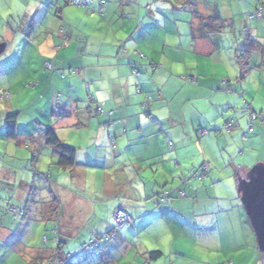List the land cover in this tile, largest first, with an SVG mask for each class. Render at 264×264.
I'll return each instance as SVG.
<instances>
[{
  "label": "rangeland",
  "instance_id": "1",
  "mask_svg": "<svg viewBox=\"0 0 264 264\" xmlns=\"http://www.w3.org/2000/svg\"><path fill=\"white\" fill-rule=\"evenodd\" d=\"M107 1L108 5L102 15L98 12L99 0L84 1L90 4L89 7L72 5L71 0H0V44L7 45L5 52L0 56L2 57L0 59V264H37L36 261H31V258H34L33 252L47 250L50 247L55 237L53 229L56 227L60 228V236H63L61 228L64 227L69 231L77 232L76 238L66 241V250L70 251L74 259L93 253L92 250L81 251L80 246L84 242L88 243L94 229L101 230L98 219L106 220L114 205L110 195L97 189L103 180L102 173L98 175L99 172H96L100 168L91 165L94 174L90 169L86 182L85 177L72 179L70 170H59L57 166L52 165V149L46 144V133L39 131L41 125L57 129L62 126L59 125L60 121L63 123L74 121L77 126L60 128L63 139L60 138L66 140L65 144L68 146H79V160L86 163L83 159L90 153L91 148L85 147L88 146L89 137L91 134L94 135V132L79 124H84L83 117L90 112L89 110L96 114L92 111V106L104 104V101L93 104L94 100L90 98L92 94L90 84L88 88L86 84L85 87L82 84L84 89L82 87L80 91L76 89V79L83 81L90 74L88 67L86 70L81 69L77 67V62L91 64V56L84 53L82 58H75L73 60L75 65L71 68L67 63L64 67L58 65L62 62L63 55L59 56V54L65 47L63 41L66 40L69 45L67 31L70 32L68 29L70 27L74 29V32H71L74 33V39L79 46L81 42L84 47L87 46L88 40L89 44L90 41L92 44L95 39L102 43L114 40L118 45H123L121 50V47L116 50L124 54L126 58L121 59L127 63L126 67L129 70L133 69L131 73L137 79L135 91L143 99L142 112L140 110L139 115L146 122L145 128L149 120L152 125H157L159 114L166 119L165 123L172 117L166 115L162 109L156 114L157 116L153 113L149 117L154 109L170 102L171 107L176 111L179 108L183 110L185 117L181 116L177 119L174 114L180 125L173 127L169 124L170 127L163 138L165 142L168 140L173 142V133L180 134L186 127L189 129L192 120L199 121L198 113L193 112L191 104L194 110L200 111L214 123L217 122L218 125L224 123L223 133L219 134L209 129L210 127L204 128V132L210 130L209 139L214 140L211 141L209 149L222 161L228 162V166L219 174L221 182L208 186L199 193L200 199L204 200L200 204L193 205L191 210H186L192 212L186 219L194 221L201 217L206 218L203 214L210 212L213 207L220 206L218 210H222L223 207L226 208L225 210H231L225 215L234 217L235 223L229 225L230 227L222 224L218 226L216 218L207 217L210 229L197 234L196 229L192 230L189 224L190 230L183 231L179 226L183 218L177 217L173 252L170 249V245L173 244L169 241L168 251L157 261L151 262L149 258L142 257H136L135 260L139 264H264V252L258 247L240 198L236 178L238 170L245 168L248 160L258 158L264 161V135L256 136L257 131L259 132L263 127L258 120L251 121L252 108L264 111V108L260 107L264 104V63H260L258 53H253L249 62L247 61L249 64L246 71H243L236 57V53L244 48L246 31H250L256 39L264 42V17L250 18L257 13L260 5L264 4V0ZM188 1L193 3V5L189 4L192 11L205 10L209 14L219 12L234 25L232 31L211 38L216 44L212 56H206L196 50V45H192L185 31L188 26L178 23L177 30L175 28L172 17L179 11L176 15L180 18L183 13L180 11H186L181 7L185 2L189 3ZM147 6L156 13L157 25L152 32L140 36L141 31H137L136 15H144ZM80 11H86L87 16L81 17L83 23L78 30ZM107 11H116V15L115 17L113 15V34L111 33V37L106 39L103 29L96 31L94 24L97 20L99 26H104L103 20L106 19ZM123 23L128 36L125 34L126 39L121 38L122 44L117 39L121 37L118 28ZM147 25L151 26L152 23ZM58 42L60 50L55 49ZM103 46V50H109V44ZM98 49H100L98 44L91 45L90 50ZM111 52L112 49L108 51L109 54H112ZM101 59L104 62V58ZM50 64L52 66L48 67ZM134 71L137 74H134ZM167 77H169L168 83L162 85L159 92L153 86L148 88L147 83L153 78L162 82ZM198 78L201 80L199 86L198 81L196 82ZM67 79H72V84L64 82ZM138 79H144V82ZM189 85L195 86L196 90L194 88L190 90ZM59 96L60 99L57 100ZM231 104L235 105V109L229 107ZM57 105L61 109L59 114L53 112L54 106ZM248 106L251 109H248ZM8 107L15 109L11 115L15 113L20 115L19 129L22 133H19L17 141L7 138L5 115H9ZM20 107L22 111H18ZM228 119L234 122V127L230 131H238L240 134L235 136L233 141L229 139L227 142L225 137L230 136L228 134L230 131L225 128ZM185 121H188L187 124ZM108 126L103 125L106 133L111 128L107 130ZM251 127H254L256 135L255 131L250 133ZM93 130L95 131L94 128ZM136 134L138 133L129 132L128 135H122V138L137 137ZM198 134L201 137L202 131ZM152 135L158 136V132ZM168 136L171 139H167ZM111 137V142L116 143L114 135ZM217 137L220 138L216 140ZM143 140L141 139L140 142ZM33 141L37 144L44 143L41 152L26 148V145ZM154 142L156 141L152 138L147 143L148 153L154 150ZM90 143H93V139ZM186 143L189 144V141ZM145 144L143 142L141 148ZM33 145V149H36L37 145ZM166 145L171 150L169 144ZM189 147L192 148L193 153L196 152L195 145ZM94 148L102 153L107 151L105 147L101 149L95 145ZM37 149L40 150L39 147ZM165 151L168 152V149L165 148ZM241 151H244V154ZM258 164L263 163L249 165L250 170ZM78 169L82 170L84 167L79 165ZM115 172V170L110 171L111 180L115 179ZM194 174L192 177L198 180L196 175H200L199 170ZM155 199L160 200L159 197H154L153 200ZM176 199L185 200L177 196L172 200ZM235 201L236 204L239 201L241 209H233ZM12 209H18L22 213L19 214L20 216H15L11 212ZM239 213L245 223H236ZM194 214L201 216L195 217ZM65 222L69 225H64ZM127 225L129 224L118 228L116 232H121ZM142 233L140 239H135L136 244L148 246L149 252L156 251L157 240L152 234L153 230ZM222 234L228 238L226 245ZM164 242L161 240L159 243ZM123 260L130 262L133 258L131 256Z\"/></svg>",
  "mask_w": 264,
  "mask_h": 264
},
{
  "label": "crops",
  "instance_id": "2",
  "mask_svg": "<svg viewBox=\"0 0 264 264\" xmlns=\"http://www.w3.org/2000/svg\"><path fill=\"white\" fill-rule=\"evenodd\" d=\"M166 1L167 0H163V2ZM189 4L193 5V3L191 2L189 3L185 2V5L181 7L182 10H186V11H180L183 12L180 18H178V16L176 15V13L179 11L175 12V16L172 17L175 28L177 27L178 23H183L184 25L188 26L187 28H185V31L188 33V37H190L192 41L191 42L192 45H196V50L198 49L199 53H202L206 56H212L215 53L216 44L211 38L217 34L205 35L203 32V23L205 22V19H207L210 16L213 15H220L221 17L223 16L219 12H216V14H212V13L209 14L208 11L205 10L194 12L192 11V8L190 9ZM89 6L90 4L87 2V7ZM94 6L96 7V5ZM147 7H148L146 9L147 11L145 12L144 15L143 14L136 15L138 21L137 31H141L140 36H144L147 35L148 32H152L157 25L156 13L151 11L152 9L150 6ZM176 8L178 9V7ZM103 13H105V11ZM80 14L81 15L79 16L78 19L80 20L78 30L80 25H82L83 23L81 17L85 16L87 12L80 11ZM113 15L115 17L116 11H107L105 15L106 19L103 20L104 26L101 25L99 26L97 20L94 24L96 31L98 29L99 30L103 29L106 39L107 37H111V33L113 34V22H114ZM124 15L126 14L124 13ZM130 15H134V14H130ZM224 20L228 21V23L232 24V26L234 27L233 23H231L230 20H227L225 18ZM148 23L149 24L152 23V25L148 26L147 25ZM124 26L125 25L123 23L118 28L119 33H121V37L117 39L118 42H122L121 38H124L125 34L128 36L127 32L124 29ZM32 29H34V27H32ZM68 29H70V32L67 31V34L69 35L68 36L69 45L68 47L65 46L64 49H62V52L59 54V56L62 54L63 57H62V62L58 65H60V67H64L65 63H67L68 67L71 68V66L75 65L73 63V60L75 58H79V57L82 58L84 53L87 54L88 56H91L92 58V60L90 61L91 64L82 63L79 61L77 62V67H80L81 69L85 68L84 70H86L88 67L87 70L88 73L90 72V74L83 81H80L81 79L78 78L76 79L75 81L76 89L80 91V89H82L83 87L82 84H84V87L86 84L87 88L91 85L90 91L92 94L90 95V98L92 99V101L94 100L93 104H98L97 102L104 101V106L102 107V113L95 112L94 110L95 105L92 106L93 108H91L93 112L101 115V117H99V115L96 114L94 115L91 112V110H89L90 112H88V114H85L83 117L85 125L82 123L79 124L83 127H87L92 132H94V135L92 134L91 136L89 135L90 136L89 140L91 141L93 139V143L91 144L89 141L88 146L85 147L86 149H88L89 147L92 149V150L90 149V153L86 156V158L83 159L86 161V163H82L79 160V153H80L79 146H75V145L69 146L77 151L76 166L73 168V170H70V172L72 173V179H79L85 177V182H86L88 180L87 179L88 172L90 169H92L90 170V172L94 174V170L93 168H90V166L91 165L97 166L98 168H100V170H96V172H99L98 175L102 173L103 176V180L101 181V186H99L97 189H101L103 193H105L106 195H110L111 200L114 201V205L111 207V211L109 215L106 217V220L98 219L101 225L100 226L101 230L96 231L94 229L89 239L96 236L97 234L108 232L110 230L114 210L119 207L123 208L129 214L132 220V223L127 225V227H125L121 232H118L117 238L114 241L102 246L98 252L84 255L82 257H79L78 259H73L72 264H139L138 261L135 260V258L136 257L137 258L142 257L145 259L148 258V253H150L149 252L150 248H148V246L145 245L136 244L135 239H140L141 234H143L142 232H147L149 230H153L152 234L153 236L156 237L157 240L156 251L161 252L163 256L168 251L167 246H169V243L172 242L173 245H170V249L173 252V248H174L173 242L175 241V237H176L175 226L178 225L177 217L183 218V220H181L182 221L181 224L179 225L181 226V229L183 228V231L190 230L189 229V225H190L192 226L190 227L192 228V230L195 231L196 229L197 234L198 233L201 234V231L210 229L211 226L207 222L209 220L208 218L210 217L216 218L218 226L221 224L223 226H229L235 223L234 217H230L231 215L228 216L225 215V213L230 212L231 210L230 209L225 210L226 208L224 207L222 208V210H218L220 206L211 208L209 210L210 212H206V213L204 212L205 214L203 215H205L206 218L208 217L207 220L206 218L203 217L198 218L199 220L196 219L194 221L193 219L192 220L186 219L188 215L192 214L191 211L190 213L187 211L191 210V207L193 205L200 204V202L204 200V199L202 200L200 199L199 193L202 190L206 189L208 186L211 187L214 184L221 182L222 180H220L219 174L225 169V167L228 166V162H226L224 159H223L224 161H222L221 158L218 157L216 153L212 152L209 149L211 141L214 140L212 138L209 139L210 130H205L204 132V128L210 127L209 129L214 130L219 134L223 133L222 128L224 123L221 122L219 125L217 122L214 123L213 120H210L209 117L205 116L200 111L194 110L191 104L190 107L193 110V112L198 113L199 119L197 120L199 121L192 120L191 127L189 129H187L186 127L185 129H183V132H181L180 134L172 132L174 134L173 136L174 149L170 150L169 147H167L168 145H166L168 142L167 141L165 142L163 138L167 134L168 128L170 127L169 124H172L173 127L180 125L178 124V121L174 117V114H176V117L178 119L181 116H184L183 110L179 108L176 111L171 107L172 103L170 102L162 107L154 109L153 111L150 112L149 117L152 116L153 113L156 115L160 111V109H162L164 113L166 112V115H169V117L170 115H172V117H170V120L167 123H165L164 121H166V119L159 114V116L157 117L160 119L157 120V122L159 123H157V125H152L149 120L147 128H145L144 126L146 122L139 115L140 110L142 112L141 106L143 99L135 91L136 90L135 82H137V79L131 73L132 68L129 70L126 67L127 63L124 62L123 59H121V58H126L125 56H123L124 54H122L120 51L117 52L116 50L119 49L120 47L121 50L123 48V45H118L116 42H114V40L112 42L103 41L102 43V41L99 42L96 41L95 39L92 44L90 41V44L91 45L98 44L100 49L92 51L90 50L91 45L89 44V40L87 46L84 47L82 42L80 43L79 46L78 45L79 43L76 42L74 39V33H73L74 29L72 27ZM181 31H183L182 28ZM107 44L110 45L108 46V49L109 50L112 49L111 52L112 54L108 53L109 50L106 51L103 50L104 47L103 45H107ZM58 45L59 42L55 47L56 50L57 49L60 50L59 49L60 46ZM114 50H116V52H114ZM101 58H104V62L101 61L102 60ZM191 77L195 79L194 76ZM58 79L61 80L60 78ZM138 80L144 82V79L143 80L138 79ZM168 81H169V77H167L162 82L156 80V78H153L151 81L147 83V85L149 86L148 87L149 89L152 88V86L154 88H157L159 92L162 85L165 86L168 83ZM197 81L199 86V83H201L200 78H198L196 82ZM64 82H68V84H72L73 81L72 79H67ZM189 86H190L189 88L190 90L192 88L196 90L195 86L193 85H189ZM229 107L235 109V105L233 104L229 105ZM18 109H19L18 111H22L21 107ZM14 111H15L14 107L12 108L8 107L9 115H11V113H13ZM2 114L4 116L3 112ZM19 116H18V125H17L18 137L22 133V132L20 133V129H19L20 128ZM6 117L7 116L5 115V118ZM229 120L232 119H228L227 121L230 122ZM187 122L188 121H185V124H187ZM59 125H62L59 126L60 128L63 127L73 128L78 124H74V121L72 123H63V121H60ZM103 125H107V126L110 125L106 127L107 130H109V128L111 127L108 133H106V130L104 129ZM260 126H262L263 128H261L259 132L257 131L258 134L255 131V135L257 134L256 135L257 137L264 135V125H260ZM137 127L139 128L137 129ZM60 128L56 129L54 127L57 136L65 144L66 140L65 141L62 140L63 137L61 136ZM93 128L95 129V131L93 130ZM200 131H202L201 137H199L198 134ZM232 131L228 133L230 134V136L225 137L227 142L229 139L233 141L235 139V136L240 134L238 131L236 132H232ZM129 132L138 133L136 134L137 137L135 136L129 137L128 139L122 138L123 137L122 135L125 134L128 135ZM157 132H158V136L156 135L153 136L154 134L152 135V133H157ZM112 135H114L116 143L111 142ZM220 137H217L216 140L219 139ZM152 138H154V140L156 141L154 142V147H153L154 150L151 153H148L147 148H149V146L146 145L147 143L150 142ZM141 139L144 140L140 142ZM167 139H171V138L168 136ZM187 141H189V144L186 143ZM143 142L144 144L145 143L146 144L144 145L143 148H141L140 145ZM33 144L37 145V147L35 146L36 150L38 152L39 151L41 152L44 143L40 142L39 144H37L36 141H33L31 145ZM46 144H47V140H46ZM95 145L97 148L100 147L101 149L105 147L107 151H104L103 153L102 151L99 152L97 149L94 148ZM191 145H195L197 147L196 152L193 153L192 148L189 147ZM109 146H111L112 148H109ZM38 147L40 150L37 149ZM165 148L168 149V152L165 151ZM81 149L83 150V148ZM241 153L244 154V151H241ZM121 155H123V159H121ZM52 158H53L52 165L56 166L55 163L57 162V158L53 149H52ZM232 159L233 158H231V160ZM119 162L121 165L119 164ZM253 163L264 164V161L258 158L257 160L256 158L248 160L245 168L242 167L237 172L236 178H237L238 187H239V176L247 175V173L250 171L249 165H253ZM79 165H82L84 169L82 170L78 169ZM203 166L208 167V172L206 173L205 178L203 180H199V179L195 180V178L192 176L195 175L194 173H197L198 170L200 171V169ZM230 166L233 168L231 163ZM119 167H121V169H119ZM59 170H62V168H59ZM112 170H115L116 172L114 173L115 179L111 180L110 179L111 175L109 174L110 171L112 172ZM190 177L193 178V181L191 182L189 187L187 186L184 187L185 179L187 178L191 179ZM195 181H199V182H195ZM183 187L184 189H186V193H187L185 200L182 199L172 200L173 199L172 198L171 200H167L163 203L160 200L158 201V199L153 200L154 197H160V195L166 190H170V189L176 190ZM187 190L189 192H187ZM191 197L194 198L191 199ZM233 209L235 210L241 209V205L239 201L237 204L235 201ZM194 216L199 217L201 215L194 214ZM236 223L238 224L245 223L240 213ZM64 225L68 226L69 223L65 222ZM95 227H97V225H95ZM61 229L63 233L64 242H66L67 239L76 238L75 235L77 232L69 231L68 228L66 227ZM233 233L234 232H232V234ZM157 238L159 239L162 238L161 240L162 241L164 240L165 242L161 244L159 243L161 240H158ZM223 240H225L224 244L226 245V242H228L227 236L224 235ZM206 244L210 245L209 242ZM54 248H56V246L52 244L51 248L49 249L53 251ZM50 250L48 249L43 251L36 250L35 252H33L34 258H31V261L34 260L36 262H39L40 264L41 263L48 264L47 263L49 261L48 258L50 257L51 254ZM131 256L133 260L130 262L123 260L124 258L128 259ZM150 261L155 262L157 260L152 261L150 259Z\"/></svg>",
  "mask_w": 264,
  "mask_h": 264
},
{
  "label": "trees",
  "instance_id": "3",
  "mask_svg": "<svg viewBox=\"0 0 264 264\" xmlns=\"http://www.w3.org/2000/svg\"><path fill=\"white\" fill-rule=\"evenodd\" d=\"M72 1V0H71ZM85 1V0H84ZM264 5V4H263ZM262 5H260L261 7ZM259 7V8H260ZM258 10V9H257ZM233 28L232 24L228 23V21H225L223 17L220 15H213L205 19V22L203 23V32L205 35H214V34H222L224 32H227ZM232 31V30H231ZM246 40L244 43V48L241 49L240 52L236 53L237 60L239 64L242 67L243 71H246V67L248 66L250 57L252 56L253 53H258L260 57V63H264V42L256 39L250 31H246ZM253 112L258 115V121L260 122V125H264L263 118H264V111H258L253 109ZM18 116L19 114H12L8 115L5 120H6V132H7V138L11 141H17V125H18ZM39 131H45V137L47 140L48 146H50L57 158V162L55 163L58 168H62L63 170H73V168L76 166L77 159H76V154L77 151L65 145L57 136L56 130L53 128H46L41 125V129ZM36 157V156H34ZM198 175V174H197ZM196 175V177H197ZM241 177H247V175L241 176ZM191 178V177H190ZM189 187V186H187ZM178 190V189H176ZM175 196L185 198L179 195L178 191L175 192L169 200L174 198ZM116 210V209H115ZM114 210V212H115ZM11 212L15 216H20L22 212H20L18 209H12ZM114 216V213H113ZM113 216H112V226L108 232L100 233L97 234L96 236L92 237L88 243L82 242L83 244L80 246L81 251L87 252L92 250L94 252H98L102 246L114 241L117 238L118 232H116V228L114 226L113 222ZM54 230V239L52 240V244L56 246V248L51 251L49 248L48 250L51 251L50 257L48 258L49 261L47 262L48 264H72L73 261V256H71L70 251H67L66 245L67 242H64L63 236H60V228L56 227L53 229ZM115 234L114 237H112V234ZM102 237L101 240H99ZM108 239V240H107ZM99 241V245L97 248H92L93 246L91 245L92 242H97ZM45 242H47V238L45 237ZM67 251V252H66ZM162 253L159 251H154L148 253V258L153 260H157L161 258ZM37 264H40L39 262H36ZM43 264V263H41Z\"/></svg>",
  "mask_w": 264,
  "mask_h": 264
},
{
  "label": "water",
  "instance_id": "4",
  "mask_svg": "<svg viewBox=\"0 0 264 264\" xmlns=\"http://www.w3.org/2000/svg\"><path fill=\"white\" fill-rule=\"evenodd\" d=\"M6 48V44H0V56ZM238 191L258 247L264 252V164L253 167L247 173V177L239 176Z\"/></svg>",
  "mask_w": 264,
  "mask_h": 264
},
{
  "label": "built area",
  "instance_id": "5",
  "mask_svg": "<svg viewBox=\"0 0 264 264\" xmlns=\"http://www.w3.org/2000/svg\"><path fill=\"white\" fill-rule=\"evenodd\" d=\"M107 3H108L107 0H99V7H100V9H99L98 12L101 13L102 15H103L104 9L107 6ZM70 4L87 7V2H84V0H72L70 2ZM263 17H264V5H262L260 8H258L257 13L255 15H252L250 18L251 19H255V18L263 19ZM63 44H64V46H67L68 45V43L66 42V40L63 42ZM51 66H52L51 64L48 65V67H51ZM134 74H137V72L134 71ZM225 84H226V82H225ZM59 99H60V96L57 98V100H59ZM57 106H59V105H57ZM57 106H54L55 107V110L53 112L55 114H59L61 112L60 106L59 107H57ZM103 106H104V104H102V105L101 104L100 105H95V109H94L95 112L102 113V107ZM147 108H148V106H147ZM248 109H251V107L248 106ZM257 119H258V115L256 113H254V112H251V121H255ZM262 122L264 123V118H263V121ZM233 127H234V122L233 121H230V122L226 123V127L225 128L227 130L230 131ZM254 131H255L254 130V127H251L250 128V133H253ZM168 144H169V146H170L171 149H174V144H173L172 141L168 140ZM26 148L27 149L28 148H31L34 152H37L36 149H33V146L31 144L26 145ZM207 172H208V167L207 166H203L200 169V175L199 176L197 175V178L199 180H203L205 178V175H206ZM192 181H193V178H191V179H189V178L185 179V181H184L185 182L184 187L189 186ZM184 187L183 188H179L178 190L170 189V190L164 191L160 195V197H159L160 201L163 203V202L169 200L171 198V196L175 192H177V191H178V193H179L180 196L185 197L186 196V189H184ZM113 222H114L115 228L118 229V228H122L126 224L132 223V220H131L129 214L123 208L119 207L114 212ZM109 234H112V233H109ZM114 235L115 234H112L111 236L114 237ZM101 239H102V237L99 240H101ZM98 243H99V241L92 242V244H91L93 246L92 248H97L98 245H99Z\"/></svg>",
  "mask_w": 264,
  "mask_h": 264
},
{
  "label": "snow or ice",
  "instance_id": "6",
  "mask_svg": "<svg viewBox=\"0 0 264 264\" xmlns=\"http://www.w3.org/2000/svg\"><path fill=\"white\" fill-rule=\"evenodd\" d=\"M0 59H2V57H0ZM260 107H261V108H264V104H261Z\"/></svg>",
  "mask_w": 264,
  "mask_h": 264
},
{
  "label": "flooded vegetation",
  "instance_id": "7",
  "mask_svg": "<svg viewBox=\"0 0 264 264\" xmlns=\"http://www.w3.org/2000/svg\"><path fill=\"white\" fill-rule=\"evenodd\" d=\"M200 172V171H199Z\"/></svg>",
  "mask_w": 264,
  "mask_h": 264
}]
</instances>
